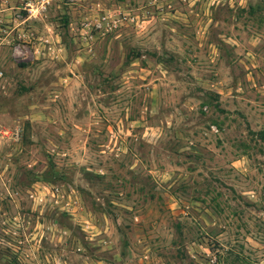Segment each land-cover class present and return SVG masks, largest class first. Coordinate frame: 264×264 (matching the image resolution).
Segmentation results:
<instances>
[{"label": "rangeland", "instance_id": "374dc122", "mask_svg": "<svg viewBox=\"0 0 264 264\" xmlns=\"http://www.w3.org/2000/svg\"><path fill=\"white\" fill-rule=\"evenodd\" d=\"M0 0V264H264V0Z\"/></svg>", "mask_w": 264, "mask_h": 264}, {"label": "built area", "instance_id": "2783aa9c", "mask_svg": "<svg viewBox=\"0 0 264 264\" xmlns=\"http://www.w3.org/2000/svg\"><path fill=\"white\" fill-rule=\"evenodd\" d=\"M44 1L46 0H25L24 8H26L31 14H36L44 7Z\"/></svg>", "mask_w": 264, "mask_h": 264}]
</instances>
